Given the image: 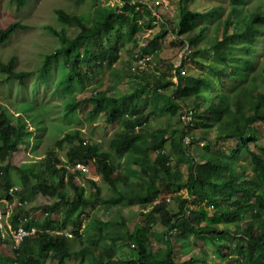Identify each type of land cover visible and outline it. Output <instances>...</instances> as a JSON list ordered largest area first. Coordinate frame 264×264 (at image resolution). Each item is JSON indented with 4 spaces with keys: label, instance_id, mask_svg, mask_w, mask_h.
Returning a JSON list of instances; mask_svg holds the SVG:
<instances>
[{
    "label": "trees",
    "instance_id": "obj_1",
    "mask_svg": "<svg viewBox=\"0 0 264 264\" xmlns=\"http://www.w3.org/2000/svg\"><path fill=\"white\" fill-rule=\"evenodd\" d=\"M27 1L15 0L17 7ZM202 2L177 0L173 16L162 3L93 0L90 21L55 9L61 27H44L58 44L43 53L37 77L45 78L53 63L62 58L57 85L64 89L76 81L90 80L103 66L110 67L112 58L117 60L125 47L135 49L138 34L153 27L154 21L161 24L156 36L173 35L172 43L183 51L194 46L196 56H188L199 69L184 70L185 53L179 63H168L170 72L148 79L138 59L157 48L139 46L134 53L136 65L128 66L139 79L132 91L94 86L82 100L93 103L89 114L102 113L106 122L118 124L108 147L88 140L77 128L67 130L46 149L37 169L12 163L29 142L36 152L40 138L32 137L30 125L44 127L36 104L31 100L0 102V199L11 198L10 190L25 202H32L36 193L51 198L40 203L45 214L39 227L23 204L18 207L10 221L12 227L21 223L35 230L12 247L11 254L2 252L5 236L0 229V264H67L70 259L87 264H224L222 260L264 264V153L250 145L259 143L255 129L264 127V49L260 41L264 0H256L254 6L253 0ZM140 7L147 10L148 19L141 20ZM27 27L18 20L0 26V43ZM72 28L76 31L70 35ZM201 52L208 54L202 58L198 56ZM0 72L21 83L33 73L18 68L15 55L0 58ZM82 101L72 97L66 112H74ZM156 112L183 114L186 119L179 120L184 126L147 130ZM229 138L236 141L228 151L212 148ZM196 141L202 143L197 159L190 151ZM57 149L65 150V159ZM173 152L186 158L185 171L171 165ZM88 162H93L96 173L108 184L106 195L93 178H85L91 186L89 193L76 180L84 175L77 164ZM197 164L208 165L209 173L201 175L194 169ZM180 188L188 195L176 194L173 208L165 195ZM98 200L105 209L134 203L149 207L139 211L144 222L135 223L132 229L119 214L111 219L94 215L81 232L86 208ZM5 230L8 235L10 231ZM72 235L78 237L80 246L73 247ZM192 237L201 241L199 251L180 260L177 254L192 252ZM122 245L131 247L135 255L116 256Z\"/></svg>",
    "mask_w": 264,
    "mask_h": 264
},
{
    "label": "rangeland",
    "instance_id": "obj_2",
    "mask_svg": "<svg viewBox=\"0 0 264 264\" xmlns=\"http://www.w3.org/2000/svg\"><path fill=\"white\" fill-rule=\"evenodd\" d=\"M92 1L93 0H87L83 3L76 4L72 0H28L25 4L17 7L15 0H0V26H6L10 22L16 20L28 26L27 28L17 29L7 41L0 43V58L6 60L9 56L15 55L18 68L30 69L33 71L22 83L0 72V102H4L8 105L9 101L12 100H31L36 104L38 114L42 116L40 117L42 119L41 123L44 126L33 129L30 125L33 131L32 137L40 138L37 148L35 149L36 152H34L31 142L27 143V147L21 148L18 154L13 158L12 163L15 165H23L25 169L29 167L37 169V166L46 154V149L52 146L54 139L63 132L74 128L82 131L83 135L87 137L88 140L97 141L102 148H107L108 138L118 129V124L106 122L102 113L89 114V110L93 103L91 101L84 102L82 100L90 93V90L94 86H96L97 89H105L114 86L122 93L132 91L139 79L135 77L134 73H130L128 68L136 65L137 61H135L134 53L138 52L139 46L151 45L157 48L156 52L151 53L150 56L148 53H144L143 55L145 56L143 58L149 61L147 63L143 61V63L141 62V65H139L143 70L146 69L148 72V79H152V77L155 78L160 75L162 71L170 72L171 68L168 63H179V59L182 54L184 55L185 53L187 54H185L186 56L184 57L186 64L184 70L194 72L198 68L197 64L192 62L188 56V53L189 55H193L194 46H189L187 50L184 49L183 51V48L179 49L177 44L172 43L173 35L160 34V36H156L161 24L154 21L152 22L153 27L143 30L138 34V46L135 47V49L130 51L128 50L129 46H127V49L126 47L122 49L117 60L116 58H112L113 63L110 67L103 66L99 68L98 72L94 74L90 80L85 82L76 81L72 84L74 86H71L70 89H64V87L58 86L57 81L63 70L61 64L62 58L59 62L53 63L51 71L45 78H38V66L40 65V59L43 53L53 50L58 44V39L44 27L45 24L52 25L56 28L61 27V23L55 16V9L63 8L66 11L74 12L90 21L93 14ZM114 1L116 0H103L105 4H112ZM138 1L144 2L148 6L155 3H162L164 7L175 16L177 0ZM213 1L215 0H203L202 5L213 3ZM251 3L253 6L257 4L256 0H253ZM139 9L141 20L148 19L149 14L147 10L144 7H140ZM74 31H76L75 28H72L69 34L73 35ZM260 41L264 49V33ZM128 45H130V43H128ZM207 54L208 52H201L198 56L205 58ZM193 56H196V54ZM84 68L86 67L83 66V69ZM89 74L91 75V73ZM72 97L82 102L77 106L74 112L68 113L66 112V104ZM150 107L151 104H148V108ZM179 117L184 120L186 119V116L183 114L180 115V113L169 115L167 113L156 112L151 114L146 124V129L151 130L160 126L169 129L181 128L184 126V123L179 120ZM255 131H257L259 136V143H251V148L264 153L261 147H259V145L264 147V127L262 129H255ZM184 140L187 142L188 136H185ZM235 141V138H229L221 141L220 145L212 146V148L219 150L223 149V151L226 152L229 147L234 145ZM167 143H169V141ZM167 148L168 150L170 149L169 145ZM190 151L197 159V156L202 153L201 141L192 143ZM57 153L60 158L65 159L64 149H57ZM171 165L178 166L181 170L185 171L187 160L184 156H180L178 153L173 152ZM77 167L83 170L84 175L78 176L76 180L85 186L87 193H89L91 186L86 181V177H91L96 180L102 195L109 193L108 184L96 173L93 162L79 164ZM194 169L201 175L209 173V168L206 164H197ZM176 194L183 197L188 195L185 188L177 189L173 193H167L165 197L168 199L169 205L173 208L177 206V200L174 197ZM4 201V198L0 199V212L2 213L3 223L6 225V223H10L12 217L16 215L18 209L13 207L8 208V205L5 204ZM43 201H51V198L41 193H36L35 199L32 202H26L24 205L25 208L28 209L29 216L34 219L36 223V225H34L35 227H39L40 221L45 214V211L40 207V203ZM148 207L149 206L145 204L134 203L126 206H110L105 209L98 200L94 203L93 207L86 208L80 225V231L82 232L87 220L91 219L94 215L111 219L113 217H118V214L125 218L126 226L132 229L135 223L144 222V218L139 211ZM155 228L160 229L158 225H156ZM72 236L73 247L80 246L78 237ZM83 242H85V238H83ZM153 245L155 247L157 242L153 241ZM200 245L201 241L192 237V252H182L177 254V256L180 257V260H184L189 254L198 252L199 247H201ZM12 247L13 240L9 233L5 235L2 252L4 254H11ZM134 255L135 251L128 245H122L116 251V256L119 257ZM52 263H54V261H52ZM222 263L228 264L226 260H222ZM67 264H87V262H79L77 259H70L67 261Z\"/></svg>",
    "mask_w": 264,
    "mask_h": 264
},
{
    "label": "built area",
    "instance_id": "obj_3",
    "mask_svg": "<svg viewBox=\"0 0 264 264\" xmlns=\"http://www.w3.org/2000/svg\"><path fill=\"white\" fill-rule=\"evenodd\" d=\"M156 2H159V1H156ZM144 61V58H139L138 59V63H140L141 65V62L143 63ZM77 166H79V164H77ZM79 168V167H78ZM10 193H11V198H9L8 200H5V204L8 205V208H16L18 209L19 206H21L22 204L25 205L26 202L25 201H22L20 199V197L18 195H16L15 193H13L12 190H10ZM5 227L6 229H8L11 234V237H12V240H13V247H16L19 245V243L30 233L34 232L35 230V227H30V228H25L23 224L19 223L17 224L15 227H12L10 223H6V225H4L3 223V220H2V213L0 212V229H1V235L2 237H4L6 235V230H5Z\"/></svg>",
    "mask_w": 264,
    "mask_h": 264
}]
</instances>
